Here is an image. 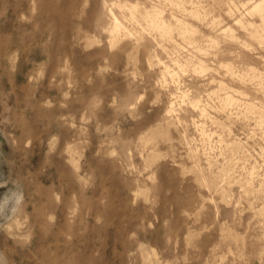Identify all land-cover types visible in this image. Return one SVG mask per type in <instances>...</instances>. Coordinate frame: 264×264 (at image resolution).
Here are the masks:
<instances>
[{
  "label": "rangeland",
  "instance_id": "rangeland-1",
  "mask_svg": "<svg viewBox=\"0 0 264 264\" xmlns=\"http://www.w3.org/2000/svg\"><path fill=\"white\" fill-rule=\"evenodd\" d=\"M0 264H264V0H0Z\"/></svg>",
  "mask_w": 264,
  "mask_h": 264
}]
</instances>
